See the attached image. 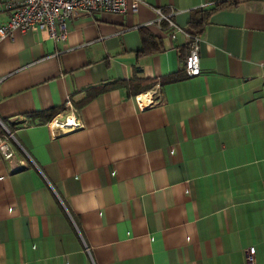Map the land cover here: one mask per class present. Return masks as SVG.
<instances>
[{
	"label": "crops",
	"instance_id": "crops-1",
	"mask_svg": "<svg viewBox=\"0 0 264 264\" xmlns=\"http://www.w3.org/2000/svg\"><path fill=\"white\" fill-rule=\"evenodd\" d=\"M221 1L140 0L133 13H77L62 39L0 38V118L16 124L0 155V264H245L249 246L264 264V0L215 10L199 74L159 81L182 69L187 39L169 38L154 8L184 29L190 10ZM139 28L164 49L138 53ZM135 69L155 79L147 91L79 105ZM61 106L54 116L79 127L30 116Z\"/></svg>",
	"mask_w": 264,
	"mask_h": 264
},
{
	"label": "built area",
	"instance_id": "built-area-1",
	"mask_svg": "<svg viewBox=\"0 0 264 264\" xmlns=\"http://www.w3.org/2000/svg\"><path fill=\"white\" fill-rule=\"evenodd\" d=\"M139 2L140 0H0V11L7 14V19L0 23V38L10 35L14 30L19 32L45 30L50 38L62 39L66 33L65 21L77 13L100 11L133 13ZM154 11L155 23L161 30H168L169 38H173L174 34L179 32L189 41L184 60V76L198 75L200 72L198 35H189L183 28L176 25L170 18L173 11H164L160 7H155ZM135 102L137 105L145 106L153 101L151 98L145 101V98L135 96ZM67 105L71 107L70 104L67 103ZM47 124L53 129L66 127L68 130L81 125L79 120L71 114L62 119L53 116ZM4 131L5 134L0 135V155L9 157L12 136L5 126ZM55 133L52 131V134ZM85 250L87 251L86 247ZM253 251V246L243 250L245 264H254Z\"/></svg>",
	"mask_w": 264,
	"mask_h": 264
},
{
	"label": "trees",
	"instance_id": "trees-1",
	"mask_svg": "<svg viewBox=\"0 0 264 264\" xmlns=\"http://www.w3.org/2000/svg\"><path fill=\"white\" fill-rule=\"evenodd\" d=\"M228 1V0H227ZM227 1H221L218 3H215L213 6H202L195 9H192L189 11V18L187 21V25L184 27V31H186L189 35H198L202 29L203 26L207 23L209 20V17L211 14L221 8L222 5L226 4ZM235 1V0H233ZM229 1V2H233ZM140 33V39H141V48L138 50V53H155L162 51L164 49L159 37L153 36L149 33H146L143 28H139ZM188 43L187 40L186 43L183 45L184 47V53L180 56L181 62H182V69L176 73H170L167 74L159 79L160 83H166L171 81H176L184 76V60L187 55L188 51ZM155 83V79H148L144 78L141 75H139L137 69H135V73L131 78L127 80H111L107 82H103L97 85L89 86L85 90L86 93L84 97L79 101V105H81L83 102L88 100L93 95L105 91L107 89L116 87V86H123L125 87L126 91L130 95L139 94L141 92L147 91L153 84ZM63 107H54L48 110H44L41 112H35L31 114L30 116H37L42 115V118L39 120V122H45L52 118L56 113H58L60 110H62ZM3 125L6 127L8 131H12L13 127L16 125L14 122H10L8 119L0 118ZM20 125L22 122H18ZM5 134L4 129L0 126V135Z\"/></svg>",
	"mask_w": 264,
	"mask_h": 264
},
{
	"label": "water",
	"instance_id": "water-1",
	"mask_svg": "<svg viewBox=\"0 0 264 264\" xmlns=\"http://www.w3.org/2000/svg\"><path fill=\"white\" fill-rule=\"evenodd\" d=\"M0 126L4 129V126H3V124L0 122Z\"/></svg>",
	"mask_w": 264,
	"mask_h": 264
}]
</instances>
